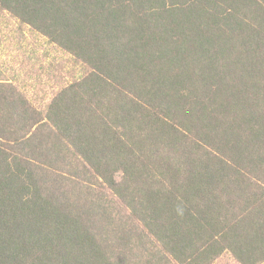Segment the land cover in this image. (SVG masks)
Wrapping results in <instances>:
<instances>
[{"label": "trees", "instance_id": "16d2710c", "mask_svg": "<svg viewBox=\"0 0 264 264\" xmlns=\"http://www.w3.org/2000/svg\"><path fill=\"white\" fill-rule=\"evenodd\" d=\"M91 68L45 113L0 81V264L264 262V0H0Z\"/></svg>", "mask_w": 264, "mask_h": 264}, {"label": "rangeland", "instance_id": "374dc122", "mask_svg": "<svg viewBox=\"0 0 264 264\" xmlns=\"http://www.w3.org/2000/svg\"><path fill=\"white\" fill-rule=\"evenodd\" d=\"M89 65L10 13H0V81L46 112L56 93L90 72ZM212 264H241L230 253ZM261 264H264L261 263Z\"/></svg>", "mask_w": 264, "mask_h": 264}]
</instances>
